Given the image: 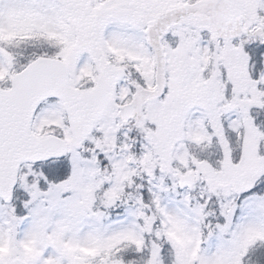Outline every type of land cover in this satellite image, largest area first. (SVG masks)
<instances>
[{
	"label": "snow or ice",
	"instance_id": "obj_1",
	"mask_svg": "<svg viewBox=\"0 0 264 264\" xmlns=\"http://www.w3.org/2000/svg\"><path fill=\"white\" fill-rule=\"evenodd\" d=\"M0 264H264V0H0Z\"/></svg>",
	"mask_w": 264,
	"mask_h": 264
}]
</instances>
